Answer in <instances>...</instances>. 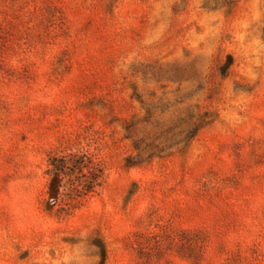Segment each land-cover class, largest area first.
<instances>
[{"label": "rangeland", "instance_id": "374dc122", "mask_svg": "<svg viewBox=\"0 0 264 264\" xmlns=\"http://www.w3.org/2000/svg\"><path fill=\"white\" fill-rule=\"evenodd\" d=\"M0 264H264V0H0Z\"/></svg>", "mask_w": 264, "mask_h": 264}]
</instances>
